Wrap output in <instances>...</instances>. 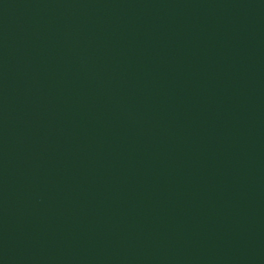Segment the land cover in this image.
<instances>
[{"label":"water","instance_id":"obj_1","mask_svg":"<svg viewBox=\"0 0 264 264\" xmlns=\"http://www.w3.org/2000/svg\"><path fill=\"white\" fill-rule=\"evenodd\" d=\"M0 264H264V0H0Z\"/></svg>","mask_w":264,"mask_h":264}]
</instances>
